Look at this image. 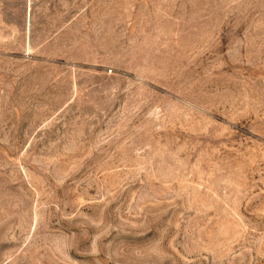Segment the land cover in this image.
Wrapping results in <instances>:
<instances>
[{
    "label": "rangeland",
    "instance_id": "374dc122",
    "mask_svg": "<svg viewBox=\"0 0 264 264\" xmlns=\"http://www.w3.org/2000/svg\"><path fill=\"white\" fill-rule=\"evenodd\" d=\"M0 264H264V0H0Z\"/></svg>",
    "mask_w": 264,
    "mask_h": 264
}]
</instances>
